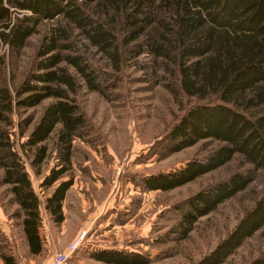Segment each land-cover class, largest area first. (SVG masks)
<instances>
[{
    "label": "trees",
    "instance_id": "trees-1",
    "mask_svg": "<svg viewBox=\"0 0 264 264\" xmlns=\"http://www.w3.org/2000/svg\"><path fill=\"white\" fill-rule=\"evenodd\" d=\"M34 35H39L34 51L22 58ZM19 60L24 68L16 79ZM127 67L162 83L183 110L152 145L154 154L164 157L201 140L218 142L179 168L134 180L140 193L180 187L236 156L243 164L172 205L173 222L154 238L155 245L188 238L201 217L264 174V0H0V186L9 187L18 207L14 215L31 256L43 250L42 210L55 224L64 221L74 141L91 143L77 91L84 86L106 97ZM49 98L36 120L25 114ZM14 115L36 173L54 152L55 162L40 182L43 189L51 187L44 201L14 146ZM127 212L111 223L123 224ZM263 227L264 192L195 264H222ZM167 255L114 248L90 254L108 264H150ZM0 258L17 264L3 248ZM245 264H264V248Z\"/></svg>",
    "mask_w": 264,
    "mask_h": 264
},
{
    "label": "rangeland",
    "instance_id": "rangeland-1",
    "mask_svg": "<svg viewBox=\"0 0 264 264\" xmlns=\"http://www.w3.org/2000/svg\"><path fill=\"white\" fill-rule=\"evenodd\" d=\"M38 38L39 35H34L28 40L22 58H25L26 53L34 51ZM17 67L16 79H20L24 63L19 60ZM75 99L89 123L90 127L85 135L91 143L87 144L79 139L74 141L71 172L73 177L76 176V187L69 191L63 204L64 222L55 224L42 210L40 234L43 250L39 255L31 256L28 253L21 219L14 215L18 207L11 200L9 187L0 186V248L11 252L17 264H53L54 254L82 230L86 231L84 243L62 264H108L90 256L94 250L104 248L137 250L147 252L152 257L165 250L167 256L150 264H195L234 227L244 211L262 196L264 174L260 173L244 192L201 217L188 238L177 243L165 241L155 245L154 238L168 230L173 222L171 206L201 187L242 169L239 156L221 168L172 190L140 193L134 180H139L143 175L179 168L192 157L207 154L218 142L201 140L164 157L154 154L152 145L183 110L162 83L148 81L137 69H124L118 80V87L106 97L82 86ZM50 101L51 98L44 100L39 106L28 109L25 114L33 113L36 120ZM19 119L18 115L13 116L11 131L14 132V146L22 155L34 190L40 200L44 201L51 187L43 189L40 182L55 162L54 152L51 151L39 173H36L30 165L31 151L22 149L25 138L16 134ZM47 144L51 149L52 139ZM80 172H94V180ZM133 201L139 202L135 205ZM91 205L94 207L93 216L89 214ZM125 211H128V219L123 224L111 223L118 214L120 220V213ZM263 248L264 227L222 264H245ZM0 264H3L1 258Z\"/></svg>",
    "mask_w": 264,
    "mask_h": 264
},
{
    "label": "built area",
    "instance_id": "built-area-1",
    "mask_svg": "<svg viewBox=\"0 0 264 264\" xmlns=\"http://www.w3.org/2000/svg\"><path fill=\"white\" fill-rule=\"evenodd\" d=\"M86 231L82 230L73 238L63 249L57 251L53 256V264L64 263L70 255L76 252L79 247L84 243Z\"/></svg>",
    "mask_w": 264,
    "mask_h": 264
},
{
    "label": "crops",
    "instance_id": "crops-1",
    "mask_svg": "<svg viewBox=\"0 0 264 264\" xmlns=\"http://www.w3.org/2000/svg\"><path fill=\"white\" fill-rule=\"evenodd\" d=\"M82 175H83V173L82 172H80ZM94 174V172H89V174L88 175H85L84 174V176H86L88 179H90V180H94V177H95V175H93ZM76 182H77V179H76V176L74 177V181H73V185L69 188V190L67 191V195H66V197H65V199H64V201H63V204H64V202H66V199H67V196H68V193H69V191L71 190V189H73L74 187H76ZM90 216H93L94 215V207L91 205L90 206ZM64 212V211H63ZM65 219V218H64ZM64 222V221H63ZM88 223V222H87Z\"/></svg>",
    "mask_w": 264,
    "mask_h": 264
}]
</instances>
